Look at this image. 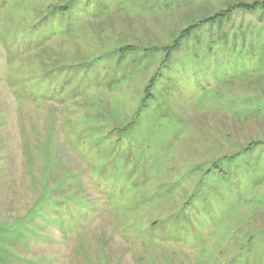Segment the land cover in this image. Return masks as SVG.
<instances>
[{"label": "rangeland", "instance_id": "374dc122", "mask_svg": "<svg viewBox=\"0 0 264 264\" xmlns=\"http://www.w3.org/2000/svg\"><path fill=\"white\" fill-rule=\"evenodd\" d=\"M67 1L0 0V264H264V8L153 50L264 0H79L23 53Z\"/></svg>", "mask_w": 264, "mask_h": 264}, {"label": "trees", "instance_id": "16d2710c", "mask_svg": "<svg viewBox=\"0 0 264 264\" xmlns=\"http://www.w3.org/2000/svg\"><path fill=\"white\" fill-rule=\"evenodd\" d=\"M79 0H68L67 3L64 5H57L54 7H50L49 10L39 16L38 19L31 25H29L26 29L22 30L21 36L22 39L21 41L17 42L18 47L21 48L23 53H29L32 48H31V42L35 41L36 38L41 39V44H40V51L45 50L48 47V42L51 40H48L54 34L57 32V23L58 22H65L66 20H74L75 21V13H76V8L79 6V3H77ZM258 7H263L264 8V2L260 4L259 2H255L253 5L250 4H245V3H237L235 5H230L228 8L220 13H217L215 16H203L196 18L191 21L189 27L179 33V35L176 37L174 42L171 45L168 46H163V47H155L153 50H163L167 53L166 59H169L171 54L179 49L181 45V41L187 38L193 31L198 29L201 25L211 23V22H216L219 19H222L226 17L228 14L234 11L236 8L240 9H246V10H254L257 9ZM70 21L69 25H67L66 28V34L67 36L73 35L74 34V27L75 24L74 22ZM56 27V29H55ZM55 29V30H54ZM137 48L135 46L127 45L122 48H120L119 52L122 54L124 53H129L132 51H135ZM30 56V55H29ZM100 58H95L91 60L88 63L87 69H92L94 68V65L98 59ZM74 67V66H73ZM55 70H58V66L52 68V72ZM42 73V72H41ZM48 74V69H45L43 71V78H45Z\"/></svg>", "mask_w": 264, "mask_h": 264}]
</instances>
